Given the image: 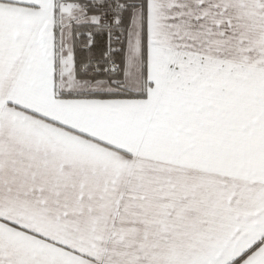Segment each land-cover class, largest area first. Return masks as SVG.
<instances>
[{
    "label": "snow or ice",
    "instance_id": "6c2138e0",
    "mask_svg": "<svg viewBox=\"0 0 264 264\" xmlns=\"http://www.w3.org/2000/svg\"><path fill=\"white\" fill-rule=\"evenodd\" d=\"M0 264H264V0H0Z\"/></svg>",
    "mask_w": 264,
    "mask_h": 264
}]
</instances>
